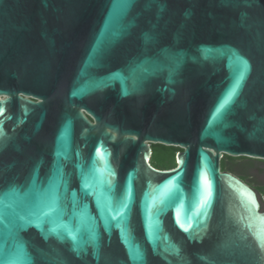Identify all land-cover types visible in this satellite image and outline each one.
Returning a JSON list of instances; mask_svg holds the SVG:
<instances>
[{
  "label": "water",
  "instance_id": "95a60500",
  "mask_svg": "<svg viewBox=\"0 0 264 264\" xmlns=\"http://www.w3.org/2000/svg\"><path fill=\"white\" fill-rule=\"evenodd\" d=\"M224 155L264 160V0H0L5 264H264Z\"/></svg>",
  "mask_w": 264,
  "mask_h": 264
},
{
  "label": "trees",
  "instance_id": "16d2710c",
  "mask_svg": "<svg viewBox=\"0 0 264 264\" xmlns=\"http://www.w3.org/2000/svg\"><path fill=\"white\" fill-rule=\"evenodd\" d=\"M152 157L150 163L153 168L158 170H169L176 167V156L178 152L182 151L179 147L165 146L161 144H151ZM242 160L250 163L256 162V160L247 157H231L224 155L221 159V171H235L234 163ZM243 179H247L246 175H240ZM262 196L264 197V190H262Z\"/></svg>",
  "mask_w": 264,
  "mask_h": 264
},
{
  "label": "flooded vegetation",
  "instance_id": "af4514ba",
  "mask_svg": "<svg viewBox=\"0 0 264 264\" xmlns=\"http://www.w3.org/2000/svg\"><path fill=\"white\" fill-rule=\"evenodd\" d=\"M92 122L93 120L87 116ZM256 160V162L254 163H250L248 161H244V167L245 169H254L256 170V172L258 173L259 177L264 178V160H259V159H254ZM230 172L234 175H236L237 177H239L242 181H244L246 184H248L250 187H252L258 194L260 201H261V197L262 196V190H264V183H260L258 184L254 179L253 176H247V179H243L240 175H245L244 173H238L235 171H227ZM261 205H262V210L264 211V202L261 201Z\"/></svg>",
  "mask_w": 264,
  "mask_h": 264
},
{
  "label": "snow or ice",
  "instance_id": "6c2138e0",
  "mask_svg": "<svg viewBox=\"0 0 264 264\" xmlns=\"http://www.w3.org/2000/svg\"><path fill=\"white\" fill-rule=\"evenodd\" d=\"M245 64V67L247 66L246 65V62H244ZM0 202H2V198H0ZM49 206L53 209V211H55L57 208H58V202H57V199H53ZM48 216L47 213L44 214V216L40 217L41 219V222H48V223H52L51 219L48 218V219H45L46 217ZM5 223H4V219H3V214L0 213V232L3 231V228L5 227ZM50 233L53 234V235H56L59 239H63V237L60 235V231L59 229H57L56 227H52L49 229ZM72 242H73V251H77L78 252V247L76 245V240H75V237L73 236H70L69 237ZM178 252V250H177ZM130 258L133 259V260H140L141 257L139 256V253H130ZM0 264H5V261H3L2 258H0Z\"/></svg>",
  "mask_w": 264,
  "mask_h": 264
},
{
  "label": "rangeland",
  "instance_id": "374dc122",
  "mask_svg": "<svg viewBox=\"0 0 264 264\" xmlns=\"http://www.w3.org/2000/svg\"><path fill=\"white\" fill-rule=\"evenodd\" d=\"M237 158H239V157H237ZM233 166H234V169L236 170V172L244 173L245 175H248V176H253V179L258 184L264 183V178L261 179V177H259V175L256 172V170H254V169H245L244 161L239 160V161L235 162ZM261 201L264 202V197H261Z\"/></svg>",
  "mask_w": 264,
  "mask_h": 264
}]
</instances>
